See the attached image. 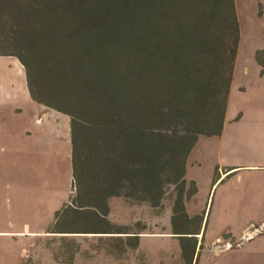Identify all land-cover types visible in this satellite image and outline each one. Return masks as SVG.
<instances>
[{"label":"trees","instance_id":"obj_1","mask_svg":"<svg viewBox=\"0 0 264 264\" xmlns=\"http://www.w3.org/2000/svg\"><path fill=\"white\" fill-rule=\"evenodd\" d=\"M239 44L235 0H0V56L19 59L34 101L70 117L75 195L49 232L121 237L109 200L161 209L172 186V233L197 263L209 217L200 240L187 160L200 136L223 134Z\"/></svg>","mask_w":264,"mask_h":264},{"label":"rangeland","instance_id":"obj_2","mask_svg":"<svg viewBox=\"0 0 264 264\" xmlns=\"http://www.w3.org/2000/svg\"><path fill=\"white\" fill-rule=\"evenodd\" d=\"M235 7L240 44L227 126L222 136H200L187 161V179L198 187L187 211L209 217L193 264H264V68L256 61L264 49V0H235ZM39 107L30 101L19 59L0 56V264H187L172 233V186L161 209L112 197L108 219L125 232L121 237L49 232L55 211L75 195L66 141L70 117L44 116L59 128L47 143L34 124ZM48 149L54 156L47 166ZM245 164L257 169L246 167L220 184L236 170L225 173L226 166ZM217 170L221 179L213 188ZM138 232V246L130 247L125 236Z\"/></svg>","mask_w":264,"mask_h":264},{"label":"crops","instance_id":"obj_3","mask_svg":"<svg viewBox=\"0 0 264 264\" xmlns=\"http://www.w3.org/2000/svg\"><path fill=\"white\" fill-rule=\"evenodd\" d=\"M28 91H29V89H28ZM232 91H233V83H232V86H231V92H230V99H229V105H228V109H229V106H230V103H231V99H232ZM29 96H30V101L33 103V104H37L38 106H40L39 107V109H38V111L40 112V113H36L37 115L34 117V124L35 125H38L40 128H42V130H43V132H42V139L44 140V142H47V143H52L53 141H54V137L55 136H59L58 134H59V128H58V126L57 125H55V123L54 122H50V120L48 119L47 120V122L45 121V118H44V116H48L49 117V115H48V113L50 112V111H56V112H58V114L60 113V114H63V113H61V112H59V111H57V110H54V109H51V108H47V107H45L44 105H42V104H39V103H37L36 101H34L33 100V98L31 97V94H30V92H29ZM228 109H227V114H226V119H225V126H227V119H228ZM35 111H36V107H35ZM39 117H41V120H39L38 118ZM45 123H47L46 125H45ZM69 124H70V120H69ZM45 125V126H44ZM225 128V127H224ZM45 132V133H44ZM44 133V134H43ZM66 141L68 142V141H70V144H71V140H69L70 139V132H68V130H66ZM45 151H47L46 152V155L45 156H47V166H48V161L49 162H51L52 161V158H53V156H54V152H52L50 149H48V150H45ZM54 151V150H53ZM26 152V151H25ZM55 154H59L57 151L55 152ZM67 154H68V157L70 158V160H71V149L69 150V152H67ZM25 156H26V158H28V154H26L25 153ZM34 159V161H38V159L37 158H33ZM39 159H40V157H39ZM188 161V160H187ZM40 163L41 162H39L38 163V168H40ZM47 166H45V164L44 163H42L41 164V167L42 168H40V169H42V172H44V170H45V176H46V172H47ZM246 167H254V168H252V169H257V168H255L256 167V165H253V164H245L244 166H241V165H231V166H226V168L227 169H233V170H235L236 172H240V171H242V170H244V169H247ZM71 169H72V165H71ZM233 170H231V171H233ZM212 187L214 188V186H213V184H212ZM213 188L211 189V190H213Z\"/></svg>","mask_w":264,"mask_h":264},{"label":"water","instance_id":"obj_4","mask_svg":"<svg viewBox=\"0 0 264 264\" xmlns=\"http://www.w3.org/2000/svg\"><path fill=\"white\" fill-rule=\"evenodd\" d=\"M207 215H208V214H207ZM207 215L205 216L204 225H203V228H202V231H201V235H200V237H202L203 232H204V229H205V224H206V221H207Z\"/></svg>","mask_w":264,"mask_h":264}]
</instances>
